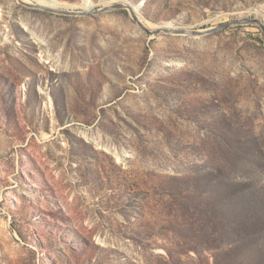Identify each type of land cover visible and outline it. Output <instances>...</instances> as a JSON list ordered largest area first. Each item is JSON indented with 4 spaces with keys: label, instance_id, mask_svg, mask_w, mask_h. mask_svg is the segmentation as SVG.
Wrapping results in <instances>:
<instances>
[{
    "label": "rangeland",
    "instance_id": "1",
    "mask_svg": "<svg viewBox=\"0 0 264 264\" xmlns=\"http://www.w3.org/2000/svg\"><path fill=\"white\" fill-rule=\"evenodd\" d=\"M53 1L126 8L0 0V264H264V0Z\"/></svg>",
    "mask_w": 264,
    "mask_h": 264
},
{
    "label": "water",
    "instance_id": "2",
    "mask_svg": "<svg viewBox=\"0 0 264 264\" xmlns=\"http://www.w3.org/2000/svg\"><path fill=\"white\" fill-rule=\"evenodd\" d=\"M32 6L44 9L46 11L55 12V13H58V14H70V15H89L91 13L96 14V13L106 12L108 10L126 8V6H124L122 4H117V5L112 6V7L104 8V9H101V10H95V11H92V12H85V11L67 12V11L62 10V9L53 10L50 7L42 6L40 4H36V5H32ZM129 10L132 13V10L130 8H129ZM234 24H253V25H258V26H260L262 28V30L264 32V23H262L260 20H258L256 18L241 20V21L235 22ZM234 24H232V23L222 24L220 26H217V27L209 29V30H205L203 32H201V31H193V30L192 31L178 30V31H175L174 34H184V35H190V36H204V35H209V34H213V33L225 30L226 28H228L229 26H232Z\"/></svg>",
    "mask_w": 264,
    "mask_h": 264
},
{
    "label": "bare ground",
    "instance_id": "3",
    "mask_svg": "<svg viewBox=\"0 0 264 264\" xmlns=\"http://www.w3.org/2000/svg\"><path fill=\"white\" fill-rule=\"evenodd\" d=\"M35 3L37 4H40L42 6H47V7H50V8H57V9H67V6L64 5V4H61L59 2H56V1H53V0H33ZM29 3L31 4L32 2L29 1ZM109 3V2H107ZM28 4V3H27ZM120 4V3H118ZM88 5V4H87ZM72 7V6H71ZM75 8V7H73ZM71 9V8H70ZM91 9V6L88 5V7H86L84 10L88 11ZM132 9V8H131ZM134 11V10H133Z\"/></svg>",
    "mask_w": 264,
    "mask_h": 264
}]
</instances>
